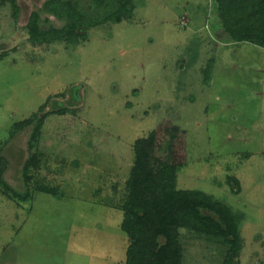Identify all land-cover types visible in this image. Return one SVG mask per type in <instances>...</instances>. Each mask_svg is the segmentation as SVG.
<instances>
[{"label": "rangeland", "instance_id": "obj_1", "mask_svg": "<svg viewBox=\"0 0 264 264\" xmlns=\"http://www.w3.org/2000/svg\"><path fill=\"white\" fill-rule=\"evenodd\" d=\"M17 1L18 13L0 0V157L16 191H27L28 167V188L59 195L34 191L18 205L0 193V264H125L118 207L133 145L153 132L156 158L178 168L180 190L241 216L239 264H264V49L217 37L213 0H130L122 23L39 46L26 26L48 0ZM79 2L94 10L93 0ZM45 105L36 140L37 123L14 133ZM180 245L183 264H224L229 250L188 231Z\"/></svg>", "mask_w": 264, "mask_h": 264}, {"label": "trees", "instance_id": "obj_2", "mask_svg": "<svg viewBox=\"0 0 264 264\" xmlns=\"http://www.w3.org/2000/svg\"><path fill=\"white\" fill-rule=\"evenodd\" d=\"M9 1L18 13L17 0ZM213 2L218 21L213 31L217 37L224 35L227 43H249L264 49V0ZM86 5H81L79 0H48L40 11H34L30 16L26 29L31 41L39 46L69 44L74 39L87 37L91 28L108 22L122 23L125 15L129 18L134 12L130 0H93V11ZM42 14L63 21L65 25L62 28L47 26L48 20L42 25ZM45 108L46 105L34 116L15 124L14 133L37 123L32 136L36 140L49 115L40 116ZM66 112L67 109H60L55 113L64 115ZM156 141L157 133L153 132L133 145L134 162L126 185L127 195L118 207L123 213L121 229L129 244L125 264H183L182 231L221 240L229 248L224 264H239L243 245L241 216L226 203L204 192L180 190L177 186L178 168L156 158ZM7 168V160L1 156L0 193L8 200L18 205L31 202L34 191L55 197L59 195L55 187L37 185L34 189L28 188L31 182L28 167L25 172L27 191H16L5 179Z\"/></svg>", "mask_w": 264, "mask_h": 264}, {"label": "crops", "instance_id": "obj_3", "mask_svg": "<svg viewBox=\"0 0 264 264\" xmlns=\"http://www.w3.org/2000/svg\"><path fill=\"white\" fill-rule=\"evenodd\" d=\"M224 38H225V36H224V35H222V38H220V39L222 40V39H224ZM226 42H227V41H226Z\"/></svg>", "mask_w": 264, "mask_h": 264}, {"label": "flooded vegetation", "instance_id": "obj_4", "mask_svg": "<svg viewBox=\"0 0 264 264\" xmlns=\"http://www.w3.org/2000/svg\"><path fill=\"white\" fill-rule=\"evenodd\" d=\"M17 3H18V1H17ZM36 11H40V10H36Z\"/></svg>", "mask_w": 264, "mask_h": 264}]
</instances>
